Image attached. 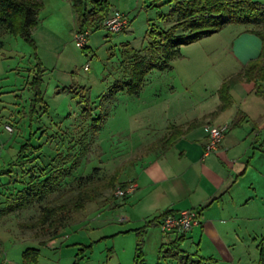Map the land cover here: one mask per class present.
<instances>
[{
  "label": "rangeland",
  "instance_id": "obj_1",
  "mask_svg": "<svg viewBox=\"0 0 264 264\" xmlns=\"http://www.w3.org/2000/svg\"><path fill=\"white\" fill-rule=\"evenodd\" d=\"M37 1L42 3L39 24L49 28L62 44L59 41L56 52L32 48L19 36L10 35L0 27V197L9 190L2 186L7 183V171L15 176L19 170L15 166L17 153L24 144L40 146L38 157H53L59 148L67 153V139L72 138L77 144L71 151L81 153V158L79 167L65 182L70 183L78 176H92L95 183L163 136L169 126L188 122L209 109L216 98V88L236 70L233 63L213 67L210 59L205 58L211 56L212 49H220V38H226L225 32H229L225 31L223 37L221 33L180 47L167 70L152 71L146 76L137 97L123 92L109 97L111 88L127 79L125 52L144 49L152 26L166 30L175 23L176 17L167 16L170 0H107L112 11L126 16L129 26L118 34L105 29L90 33L86 53L76 41L78 35L70 1ZM230 26L227 27L235 25ZM37 63L44 70L40 87L43 103L32 105L35 93L31 82L39 71ZM86 66L88 69L84 70ZM74 91L89 100L90 117L83 114L84 103H80L78 95L74 96ZM98 118L102 124L93 130L91 123ZM83 144L88 145L84 152ZM253 162L257 168L264 165V150H256ZM128 171L130 168L124 174ZM257 183L253 186L259 192L255 197L257 194H252L247 178L243 181V195L248 193L247 197H252L250 214L253 216L244 223L249 232L241 236L242 250L235 252L239 259L234 264H264L257 247L264 237V212L257 213L256 208L264 204V180ZM113 193L106 192L74 214L60 237L48 247H38L39 240L23 227L37 218L40 207L0 218V264H29L24 262L23 254L30 248H39L37 264L75 261L78 264H133L136 228L121 222L129 207H116L123 200L113 201ZM147 233L142 247L144 263L177 264L174 259L164 257L161 247L155 250L151 247L152 239ZM159 234L167 242V237ZM188 247V244L181 246L188 252L194 251L192 246Z\"/></svg>",
  "mask_w": 264,
  "mask_h": 264
},
{
  "label": "trees",
  "instance_id": "obj_2",
  "mask_svg": "<svg viewBox=\"0 0 264 264\" xmlns=\"http://www.w3.org/2000/svg\"><path fill=\"white\" fill-rule=\"evenodd\" d=\"M69 1L75 15L76 35L86 33L88 36L90 33L104 29L105 20L117 11H112L107 0ZM169 4L171 8L167 16L176 17L175 23L166 30L152 26L147 33L148 40L144 49L139 51L129 49L131 51L125 52L127 79L116 83L108 92L109 97L119 92L137 97L146 76L152 71L167 70L169 63L179 53L180 47L197 43L219 33L227 26L239 25L246 27L247 32L260 39L261 51L258 58L248 62L240 72L224 80L217 91L220 103L216 110L200 120L193 121L186 130L203 125L207 118L212 119L229 108L233 103L230 91L237 84L253 83L254 94L264 99V5L252 0H170ZM41 7L42 3L37 0H0V27L10 35L19 36L32 48H36L32 32L39 23L38 14ZM85 44L81 47L84 53L88 50ZM36 66L39 67V71L31 82L35 93L32 105L43 103L40 87L44 70L41 68V63H37ZM75 95L79 96L80 93L74 91ZM80 99V103H84L85 106L83 114L90 117L89 100L83 96ZM32 112L34 109L31 110ZM243 122L244 116H237L232 122V128L239 127ZM101 124V118H98L93 120L91 126L93 130H97ZM183 133L181 126H169L163 136L149 143L132 158L117 166L111 174L95 183L92 182V176H78L70 183L65 182L73 176L81 158V153L71 151L77 144L72 138L67 139L68 152L63 153L59 148L53 157H38L41 154L40 146L24 144L17 153L18 164L15 166L19 167V170L15 176L11 171H7V183L2 185L4 189L8 187L9 190L0 197L2 198L0 218L32 207H40L37 218L24 223L23 227L33 232L40 246H46L47 243L60 237L74 214L83 211L88 204L96 202L106 192L114 191L117 187L123 189L131 184V181L121 180L127 169L135 168L150 154L165 153ZM87 146V144L81 145L83 152ZM116 199L113 194V201ZM203 209L204 207L198 211L199 215ZM168 215L172 213L166 212L134 230L137 239L133 264H145L142 247L146 229L151 226L159 228L164 217ZM172 234L164 235L169 237ZM183 240V234H174L172 239L162 244L161 251H164V257L174 259L177 264L215 263L198 257L197 253L189 255L184 252L181 249ZM258 248L261 262H264V237L260 240ZM38 256L39 250L30 248L23 254V259L29 264H37ZM73 264L78 262L75 261Z\"/></svg>",
  "mask_w": 264,
  "mask_h": 264
},
{
  "label": "crops",
  "instance_id": "obj_3",
  "mask_svg": "<svg viewBox=\"0 0 264 264\" xmlns=\"http://www.w3.org/2000/svg\"><path fill=\"white\" fill-rule=\"evenodd\" d=\"M252 1L264 5V0ZM230 27L208 37H217L221 33L223 37L224 32L229 31L225 32L228 39L220 38V51L212 49L214 60L211 56L205 58L210 59L213 67L233 63L236 70L230 74L235 75L248 62L258 58L261 41L247 32L244 26ZM32 38L37 47L45 48L47 52L58 51V43L62 44L49 28L39 23L32 32ZM219 87L209 109L188 122L176 125L181 126L184 133L168 151L150 154L122 176V181H131L137 184V188L116 207H129L124 222L136 229L166 212H198L204 207L199 215L200 225L185 234L181 243V246L188 244V248L192 246L194 251L181 249L189 255L197 253L198 257L214 261V264H234L239 259L235 252L242 250L241 236L249 232L245 230L244 223L247 224L253 216L250 214L252 197H247L250 196L248 193L243 195V181L247 178L249 189L253 188L252 194H257L254 195L257 197L259 192L253 186H257L260 179L264 180V165L257 168L253 162L256 150H264V99L254 94L253 83L237 84L230 91L233 103L229 108L212 119L207 118L203 125L186 130L190 123L216 110L220 103L217 95ZM239 115L244 116V122L232 128L233 120ZM207 123L227 125L228 129L217 152L204 156L206 136L203 126ZM256 208L257 213L259 210L264 212V204ZM147 229V235L152 239L151 247L159 249L165 243L159 233L164 234L159 228ZM165 237L169 241L173 235ZM51 242L40 246L37 241V245L48 247Z\"/></svg>",
  "mask_w": 264,
  "mask_h": 264
},
{
  "label": "built area",
  "instance_id": "obj_4",
  "mask_svg": "<svg viewBox=\"0 0 264 264\" xmlns=\"http://www.w3.org/2000/svg\"><path fill=\"white\" fill-rule=\"evenodd\" d=\"M129 26V20L126 16L119 11H114L109 18L103 23L104 29L111 34H118L126 30ZM87 34H80L76 37L78 46L82 47L86 43ZM87 66L84 70H87ZM228 129L227 125H213L207 123L203 126V131L206 136L204 145L203 155H210L217 152L221 145L224 135ZM137 188V184L131 183L126 188L117 187L114 190V196L117 199H122L127 195L133 193ZM121 221H124L122 219ZM200 225L199 214L196 210H185L177 214H172L164 217L161 225L159 226L160 231L163 234L173 233L177 235H185L190 232L193 228Z\"/></svg>",
  "mask_w": 264,
  "mask_h": 264
}]
</instances>
